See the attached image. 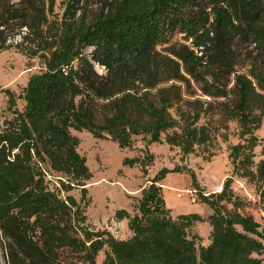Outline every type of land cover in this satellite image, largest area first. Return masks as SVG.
Segmentation results:
<instances>
[{"label":"trees","instance_id":"obj_1","mask_svg":"<svg viewBox=\"0 0 264 264\" xmlns=\"http://www.w3.org/2000/svg\"><path fill=\"white\" fill-rule=\"evenodd\" d=\"M11 1L0 0V51L10 35H19L16 45L38 54L44 69L23 88L22 110L5 90L11 116L0 124L4 264H78L65 251L80 264H96L105 246L102 264H263L264 225L236 209L222 211L224 200L236 205L232 176L220 192L200 195L212 211L211 232L207 245H197L189 228L203 218L173 217L165 205L158 182L168 169L141 188L137 212L116 210V219H126L132 232L117 239L89 228L75 198L49 188L44 165L70 177L59 179L60 189L81 186L83 197L92 174L71 129L109 136L120 148L130 147L136 135L152 143L165 134L167 144L192 152L210 137L209 128L198 123L207 110L199 101L183 110L175 82L190 86L193 79L207 95L235 96L227 117L238 123L241 141L230 147L232 173L256 184L264 209V158L253 159L255 131L264 118V93L256 89L264 90V0H99L93 15L87 0H65L62 15L53 19L54 0ZM176 33L190 44L171 42ZM235 35L256 48L247 73L234 70ZM86 47L93 48L91 57L83 53ZM95 64L105 73L98 74ZM138 161L124 158L123 164Z\"/></svg>","mask_w":264,"mask_h":264},{"label":"rangeland","instance_id":"obj_2","mask_svg":"<svg viewBox=\"0 0 264 264\" xmlns=\"http://www.w3.org/2000/svg\"><path fill=\"white\" fill-rule=\"evenodd\" d=\"M16 2L14 0L11 1ZM65 0H54L53 14L50 19L60 18L64 9ZM87 13L95 14L100 8L99 0H87ZM22 30H24L22 28ZM20 41L19 35H10L7 48L0 51V124L5 117H10L8 110V96L5 90L14 95L15 108L22 110L25 100L22 98L23 88L29 77L44 69L43 60L37 55H30L16 44ZM171 42L190 44L183 34L173 35ZM92 47H86L83 53L91 57ZM162 49V46H158ZM231 56L235 63L234 70L247 73L252 56L256 55L253 43L242 40L235 35L231 43ZM98 74H104L105 69L95 64ZM234 74L228 77L227 90L233 86ZM171 82L162 84L169 85ZM181 85V103L183 110L190 109V103L199 101L207 111L199 119V124L209 128L210 137L201 145L195 146L190 153H184L180 147L165 142V134L161 135L160 142L147 143L148 136H133V143L128 148H120L109 136L96 138L86 130L71 129V133L78 137V151L85 157L86 164L92 176L86 180V194L82 197V187L75 186L71 190L60 189L59 179L70 180V177L50 172L46 180L50 189H56L61 198L71 195L82 209V216L86 217L85 224L93 230H105L117 239H128L132 232L129 230L126 219L118 220L115 217L117 209H126L131 214L137 212L138 200L141 197V188L147 186L150 180L161 169H168L158 182L165 205L170 209L171 216L180 214L198 213L203 220L196 221L189 228V233L196 236L197 245H207L210 242L211 226L208 217L212 211L201 201V194L218 193L225 178L232 176V198L236 205L222 201L225 209L237 211L253 216L261 225H264V209L258 196L256 184L245 177L232 173V164L229 158L230 147L241 141L238 123L227 117V110L233 105L235 96L229 92L226 97H213L203 93L201 84L190 79V86ZM256 89L262 93L258 86ZM176 116V109H171ZM259 139L254 148V162L264 158V118L260 127L255 131ZM124 158H139L140 161L132 166L124 165ZM176 168V170H173ZM195 181V182H194ZM192 198H195L192 201ZM107 247L100 250L96 256V264H102ZM67 260L79 263L67 251L63 253ZM264 264V252L259 255ZM0 264L4 259L0 248Z\"/></svg>","mask_w":264,"mask_h":264},{"label":"built area","instance_id":"obj_3","mask_svg":"<svg viewBox=\"0 0 264 264\" xmlns=\"http://www.w3.org/2000/svg\"><path fill=\"white\" fill-rule=\"evenodd\" d=\"M195 200V198H192V201H194Z\"/></svg>","mask_w":264,"mask_h":264}]
</instances>
